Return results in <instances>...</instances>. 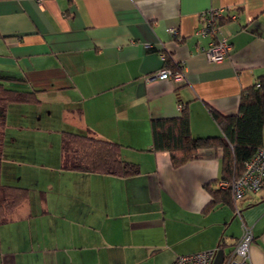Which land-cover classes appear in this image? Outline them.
Returning a JSON list of instances; mask_svg holds the SVG:
<instances>
[{
	"label": "crops",
	"instance_id": "obj_1",
	"mask_svg": "<svg viewBox=\"0 0 264 264\" xmlns=\"http://www.w3.org/2000/svg\"><path fill=\"white\" fill-rule=\"evenodd\" d=\"M212 7L231 44L221 62L199 50L210 36L195 33ZM162 53L183 63L180 81L152 76ZM0 76L38 99L9 103L0 124V199L1 186L28 191L0 205L11 215L0 264H172L215 248L211 264L224 261L241 228L217 184L223 132L212 111L233 120L242 91L264 77V0H0ZM180 104L200 147L174 167L152 150L151 120ZM63 129L119 143L139 172L60 168ZM236 204L254 235L249 261L264 264V184Z\"/></svg>",
	"mask_w": 264,
	"mask_h": 264
},
{
	"label": "trees",
	"instance_id": "obj_2",
	"mask_svg": "<svg viewBox=\"0 0 264 264\" xmlns=\"http://www.w3.org/2000/svg\"><path fill=\"white\" fill-rule=\"evenodd\" d=\"M165 66L173 71L179 70L178 65L173 64L168 57H166ZM35 100L38 99L34 91L9 88L0 81V124H3L9 103ZM212 115L221 125L223 132V139L218 144L222 148L221 178L237 177L241 174L245 161L258 148L264 147L262 144L264 77L259 78L256 83L242 91L238 111L233 120L217 111H212ZM151 132L152 150L167 151L174 167L195 157L200 147L191 135L186 105L181 106L177 116L152 118ZM210 141L217 143L215 137H211ZM60 151V168L62 169L118 176L133 175L139 172L136 162L128 161L121 156L119 143L101 138L88 129L85 131L63 129ZM1 188L0 205L3 204L7 209L28 197V191L24 187L1 186ZM223 191L230 194L227 189ZM10 216V212L6 210L0 212V223L9 220Z\"/></svg>",
	"mask_w": 264,
	"mask_h": 264
},
{
	"label": "built area",
	"instance_id": "obj_3",
	"mask_svg": "<svg viewBox=\"0 0 264 264\" xmlns=\"http://www.w3.org/2000/svg\"><path fill=\"white\" fill-rule=\"evenodd\" d=\"M220 7H212L202 11L199 14V23L195 29V33L201 36H210L207 46L199 47L208 60L212 62H221L229 54L231 44L227 37L222 34L220 29ZM168 32L172 35L178 33L176 27H168ZM150 47V45H147ZM163 66L153 73V77L160 79H172L180 81L183 78V63L180 69L173 71L165 66L166 57L162 53ZM181 108V105H178ZM220 189L229 190L232 200L235 203V215L240 219L241 234L234 247L226 255L221 264H252L249 261V249L253 240L252 227L248 225L242 218L240 208L236 202L244 195L257 192L264 184V147L258 148L253 155L244 163V168L240 175L234 178L218 180ZM215 249L203 250L188 254L178 255L172 264H211L215 254Z\"/></svg>",
	"mask_w": 264,
	"mask_h": 264
},
{
	"label": "rangeland",
	"instance_id": "obj_4",
	"mask_svg": "<svg viewBox=\"0 0 264 264\" xmlns=\"http://www.w3.org/2000/svg\"><path fill=\"white\" fill-rule=\"evenodd\" d=\"M46 120H48V119H45L44 121H41V123H42V124H45V123H43V122H45ZM56 123H58V120H56V119H52V125L56 127ZM57 128H60L59 130H61L62 128H64V126H63V127H62V126H61V127H57ZM213 264H215V261H214Z\"/></svg>",
	"mask_w": 264,
	"mask_h": 264
}]
</instances>
